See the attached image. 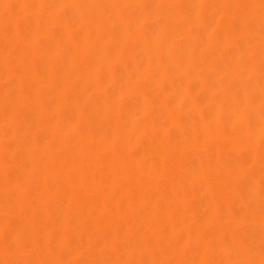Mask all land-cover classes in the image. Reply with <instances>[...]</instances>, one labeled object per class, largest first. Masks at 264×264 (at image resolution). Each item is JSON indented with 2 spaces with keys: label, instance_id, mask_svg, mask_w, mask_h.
<instances>
[{
  "label": "bare ground",
  "instance_id": "1",
  "mask_svg": "<svg viewBox=\"0 0 264 264\" xmlns=\"http://www.w3.org/2000/svg\"><path fill=\"white\" fill-rule=\"evenodd\" d=\"M0 264H264V0H0Z\"/></svg>",
  "mask_w": 264,
  "mask_h": 264
}]
</instances>
